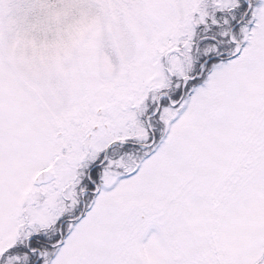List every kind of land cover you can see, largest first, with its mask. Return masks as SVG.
Masks as SVG:
<instances>
[{
	"label": "snow or ice",
	"instance_id": "6c2138e0",
	"mask_svg": "<svg viewBox=\"0 0 264 264\" xmlns=\"http://www.w3.org/2000/svg\"><path fill=\"white\" fill-rule=\"evenodd\" d=\"M0 264H264V0H0Z\"/></svg>",
	"mask_w": 264,
	"mask_h": 264
}]
</instances>
